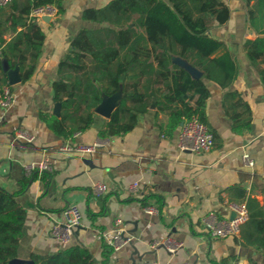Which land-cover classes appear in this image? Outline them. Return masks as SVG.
<instances>
[{
  "label": "crops",
  "instance_id": "obj_1",
  "mask_svg": "<svg viewBox=\"0 0 264 264\" xmlns=\"http://www.w3.org/2000/svg\"><path fill=\"white\" fill-rule=\"evenodd\" d=\"M108 0H64L65 11L47 20L39 18L46 41L36 70L22 81L18 67L11 68L3 58L0 92L10 85L13 102L0 107V187L19 192L17 201L27 211L19 255L31 261V253H55L70 245L87 247L98 264H264V250L243 243L240 234L227 238L212 237L203 218L214 212L219 218H231V203L258 205L264 209V57L256 63L248 56L249 41L264 39V9L258 23H249L247 0H223L229 11L226 22L209 30L222 43L218 57L233 67L235 74L228 87L203 78L210 90L206 107V125L215 137V146L207 152L182 151L178 147L180 126L173 135H165L164 113L155 120L156 106L139 115L135 127L126 134L101 138L99 131L110 118L95 112L90 129L65 139L53 133L41 120V113H54L53 83L59 80L58 65L72 51L71 42L82 28L99 27L82 19L87 7H101ZM253 4V2H251ZM15 33L8 30V41ZM9 64L8 72L3 62ZM173 62L185 68L193 78L203 71L184 58ZM121 92L107 97L118 106ZM249 123L250 127L235 130ZM24 131L32 141L16 136ZM101 143L93 153L66 149L69 145ZM249 154L255 164L243 159ZM48 158L52 171L27 175L26 164ZM30 178L27 185L23 184ZM106 184L98 195L95 185ZM137 183L138 192L130 187ZM152 194L162 198L148 205L143 200ZM252 201V202H251ZM76 203L84 219L75 229L70 243L63 244L52 229L63 221L62 211ZM158 212L149 214L145 207ZM118 220L121 224L118 226ZM119 227L130 242L119 250L106 245L104 235L111 236ZM172 237L182 245L175 253L165 248L153 249L152 243Z\"/></svg>",
  "mask_w": 264,
  "mask_h": 264
},
{
  "label": "trees",
  "instance_id": "obj_2",
  "mask_svg": "<svg viewBox=\"0 0 264 264\" xmlns=\"http://www.w3.org/2000/svg\"><path fill=\"white\" fill-rule=\"evenodd\" d=\"M249 23L256 26L264 0H247ZM253 2V4H251ZM64 0H11L0 5V69L2 59L11 68L18 67L22 81L34 74L46 41V33L32 12L52 5L58 14L65 11ZM229 11L223 0H108L101 7H87L82 19L99 27L82 28L71 42L72 51L58 65L59 80L53 83V102L60 104V115L41 113V120L56 135L70 139L91 128L95 109L104 97L121 92L118 107L99 131L101 138L130 132L139 115L155 105L167 115L161 126L171 136L183 118L197 116L206 124V107L210 90L203 78L228 87L233 81V67L217 55L222 43L209 30L226 22ZM15 35L6 40L4 34ZM248 56L256 63L264 57V39L247 42ZM186 59L203 77L193 78L173 57ZM264 75V70L262 71ZM6 82V74L0 84ZM2 92V90H1ZM0 92V93H1ZM249 123L235 130L249 128ZM35 172L33 179L37 178ZM30 178L23 181L25 186ZM19 192L0 187V264H9L19 255V245L27 211L17 201ZM155 199L147 196L143 205ZM252 202V201H251ZM248 220L242 225L243 243L264 250V209L248 202ZM30 264H98L92 252L80 244L55 253H31ZM28 264V263H25Z\"/></svg>",
  "mask_w": 264,
  "mask_h": 264
},
{
  "label": "built area",
  "instance_id": "obj_3",
  "mask_svg": "<svg viewBox=\"0 0 264 264\" xmlns=\"http://www.w3.org/2000/svg\"><path fill=\"white\" fill-rule=\"evenodd\" d=\"M11 0H0V5H7ZM57 13V9L52 5H45L35 9L32 12V16L41 18L43 16L53 17ZM13 102V93L10 85H5L0 93V107L7 108ZM3 116L0 114V123ZM16 136L24 138L27 141H32V137L24 131H17ZM101 143H95L92 145H69L66 149L74 150L81 153H93L97 149L101 148ZM215 146V137L210 131L208 126L203 123L197 116L191 118H183L180 126L178 147L182 151L190 152H207ZM243 159L249 166L255 164L254 160L249 154H244ZM27 175L34 172L44 173L52 171V163L48 158L41 160L38 163L26 164L24 166ZM95 191L98 195L107 191L106 184L98 183L95 185ZM132 192H138V184L135 183L130 187ZM230 209L233 211L234 216L232 218H219L214 212H210L203 218V225L207 232L215 238H227L230 236H237L240 234L242 225L248 220L249 212L246 203H231ZM145 211L149 214L158 212L154 206L145 207ZM63 221L60 224H56L52 229V235L61 243L68 244L71 242L75 229L82 223L84 219V213L81 208L76 204H69L62 211ZM121 221L118 220L119 226ZM104 239L106 245L113 250H119L130 242V238L125 235L124 229L119 227L115 230V233L111 236L105 234ZM181 243L172 237H167L163 240H157L152 243L153 249L165 248L169 253H175L180 247ZM152 264H159L154 262ZM183 264H195L192 262H185ZM234 264H240L235 262Z\"/></svg>",
  "mask_w": 264,
  "mask_h": 264
},
{
  "label": "water",
  "instance_id": "obj_4",
  "mask_svg": "<svg viewBox=\"0 0 264 264\" xmlns=\"http://www.w3.org/2000/svg\"><path fill=\"white\" fill-rule=\"evenodd\" d=\"M46 18H50L49 16H46V17H44V19L45 20H47ZM3 69H4V71H6V72H8V70H9V64H8V62L6 61V60H4V62H3ZM120 92V91H119ZM118 93V92H117ZM116 93V94H117ZM116 94H114V95H116ZM114 95H112V96H106V97H104V99H103V101H102V103L95 109V112H97L98 114H101V115H103V116H105V117H111V115H112V113L114 112V110L118 107L117 106V104L115 103V102H111V103H107L106 101H105V99L107 98V97H113ZM120 102V101H119ZM119 105V104H118ZM54 114H56V115H60V104L59 103H56L55 104V107H54ZM234 216V214L232 215V217ZM231 217V218H232ZM77 228H79V226L77 227ZM25 263H28V264H30L31 263V261H24V260H22V259H20V258H15V259H13V260H11L10 261V263L9 264H25Z\"/></svg>",
  "mask_w": 264,
  "mask_h": 264
}]
</instances>
